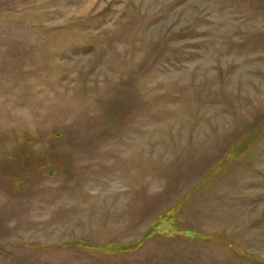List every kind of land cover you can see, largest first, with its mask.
I'll list each match as a JSON object with an SVG mask.
<instances>
[{"label": "rangeland", "instance_id": "374dc122", "mask_svg": "<svg viewBox=\"0 0 264 264\" xmlns=\"http://www.w3.org/2000/svg\"><path fill=\"white\" fill-rule=\"evenodd\" d=\"M0 264H264V0H0Z\"/></svg>", "mask_w": 264, "mask_h": 264}, {"label": "trees", "instance_id": "16d2710c", "mask_svg": "<svg viewBox=\"0 0 264 264\" xmlns=\"http://www.w3.org/2000/svg\"><path fill=\"white\" fill-rule=\"evenodd\" d=\"M155 223H156V222H155ZM155 223L152 225V228L147 232L145 238H146V237H149V236H152L153 233H154V232H152V231H154V230L156 229V227L159 228L158 225H156ZM174 232H175V231H174ZM183 236H184V235H183ZM188 236H189V235H188ZM195 236H196V233H193L192 235H190L189 237H186V238H193V237L195 238ZM72 246H77V248H82V249H83V248H84V249L86 248L84 244H83L82 246H80V244H78V243H76V244H72ZM105 250H106V249H105Z\"/></svg>", "mask_w": 264, "mask_h": 264}]
</instances>
